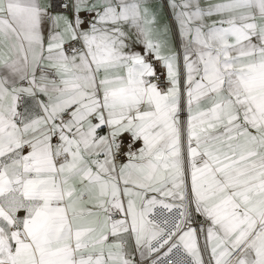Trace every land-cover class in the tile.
I'll use <instances>...</instances> for the list:
<instances>
[{"label": "snow or ice", "instance_id": "6c2138e0", "mask_svg": "<svg viewBox=\"0 0 264 264\" xmlns=\"http://www.w3.org/2000/svg\"><path fill=\"white\" fill-rule=\"evenodd\" d=\"M0 264H264V0H0Z\"/></svg>", "mask_w": 264, "mask_h": 264}]
</instances>
